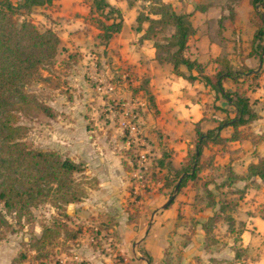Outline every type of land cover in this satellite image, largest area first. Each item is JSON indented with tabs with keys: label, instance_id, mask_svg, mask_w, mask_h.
Returning <instances> with one entry per match:
<instances>
[{
	"label": "crops",
	"instance_id": "0c3cea01",
	"mask_svg": "<svg viewBox=\"0 0 264 264\" xmlns=\"http://www.w3.org/2000/svg\"><path fill=\"white\" fill-rule=\"evenodd\" d=\"M161 1L170 4L176 13L189 14L194 32L188 37L186 48L178 58L194 60L202 70H188L182 64L178 69L184 75L194 77L193 80L174 74L170 62L156 59L152 39L142 38L147 26L145 23L140 31L135 29L139 1L106 0L108 5L119 11L121 26L117 33L101 44L96 24L99 16L89 14V0H52L50 4L33 8L30 18L35 24L56 33L60 49L75 53V69L69 76L72 77V86L73 80H78L80 85L77 86L87 89L81 79L85 72L97 79L111 70L116 72L123 68L131 70L137 78L147 79L154 122L151 129L159 141L165 142L170 152L169 165L174 170L180 168L186 160L187 151L193 149L195 128L204 133L214 129L226 115H234L233 107L213 87L216 81L214 73L218 69L214 59L225 56L233 69H249L244 77L238 78L237 84L226 78L221 80V86L228 91L245 89L256 117L238 127L242 139L203 145L199 162L203 164L200 174L219 169L217 176L213 174L212 182L235 181L232 185L244 191L237 208L243 210L242 216L239 215L243 223L241 236L245 241L247 233L252 241H257L264 237V185L258 176L248 175L246 168L257 159L264 158V52L261 54L263 60L259 61L256 54L259 49L251 42L255 30L249 15L252 8L248 0ZM33 14H36V20L32 18ZM111 17L109 15L107 22L112 20ZM171 32L172 28L167 26L163 34L168 36ZM260 45H264V38ZM254 73L257 76L250 78L249 74ZM107 85L106 93L110 98L119 93L120 96L128 94L124 87L115 91L113 85L116 84ZM76 99L73 98L74 102L80 100ZM231 132L232 128L226 126L219 129L218 135L227 138ZM97 165L100 173L94 177L96 189L87 194L85 202L68 204L66 214L70 212L68 215L72 219L97 216L104 220L111 216L116 222L114 232L117 236L128 234L129 238H133L132 229L125 223V213L120 209L126 197L124 171H128L116 162ZM234 176L238 178L233 179ZM187 188L188 185L181 187L165 208L160 207L161 210L153 214L144 239V250L151 259L150 264L171 263L175 254L178 255L177 264H197L195 257L201 253L204 234L200 219L204 213L198 211L196 214L189 209L192 201L187 198ZM190 215L194 218V228L187 226ZM189 228L193 231H188ZM258 253L256 264H264V241L258 244ZM132 256L124 261L128 264H147L143 258Z\"/></svg>",
	"mask_w": 264,
	"mask_h": 264
},
{
	"label": "rangeland",
	"instance_id": "374dc122",
	"mask_svg": "<svg viewBox=\"0 0 264 264\" xmlns=\"http://www.w3.org/2000/svg\"><path fill=\"white\" fill-rule=\"evenodd\" d=\"M142 10L138 9L139 12ZM32 18L36 20V14ZM163 33H159L157 38ZM74 54L59 47L51 74L40 71L42 76L48 75V80H34L25 86L36 102L44 104L48 110L32 108L25 113H16V122L24 127L23 140L33 149L56 151L61 157H69L83 166L86 180L83 179L82 183L87 192L78 202H85L87 194L96 189L94 177L100 173L97 163H121L128 172L124 171L126 197L120 209L125 213V223L132 229L133 238L128 234L117 236L114 232L116 222L111 216L104 220L97 216L72 219L68 215L70 212L66 214V207L73 203H68L64 208L68 217L65 224L71 231H78L76 237L69 240L63 236L68 233L60 231L59 238L46 245L48 256L35 259L36 251L29 249L33 238L40 236L42 226H49L60 219L58 209L42 202L30 209V222L23 217L17 221L11 215L3 214L4 221L0 222V264L10 263L18 252L25 254L22 264H128L124 259L132 255L150 264L151 259L144 250L148 225L153 214L161 210L162 203L173 192L176 178L156 164L162 151L169 150L151 129L153 111L142 87L144 80L123 68L103 74L102 79L85 72L81 79L88 90L78 87V80H73L72 86V77L69 76L75 69ZM108 83L121 86L113 85L115 91L124 87L128 94L120 96L119 93L110 98L106 93ZM75 97L80 100L74 102ZM200 172L183 184L189 186L186 189L189 191L187 198L192 201L189 209L196 214L198 211L204 213L200 224L206 222L211 229L209 237L202 236V250L195 257L196 263L256 264L258 244L264 241V237L252 241L246 233L244 241L241 236L243 223L239 215L242 216L243 210L237 208L244 191L232 185L235 181L212 182L213 174L217 176L219 173L218 168L207 174ZM211 214H215V218L208 222L207 217ZM228 216L232 219L229 226L226 222ZM189 219L190 223L186 225L194 228V218L190 215ZM176 220H180V216ZM190 228L188 231L192 232ZM175 256L171 257V263L164 261L162 264H177L178 255Z\"/></svg>",
	"mask_w": 264,
	"mask_h": 264
},
{
	"label": "trees",
	"instance_id": "16d2710c",
	"mask_svg": "<svg viewBox=\"0 0 264 264\" xmlns=\"http://www.w3.org/2000/svg\"><path fill=\"white\" fill-rule=\"evenodd\" d=\"M51 1L0 0V222L4 221L3 214L11 215L17 221L23 217L30 222L32 218L30 209L42 202L58 209L57 214L60 216V219H56L49 226H42L40 236L33 238L29 249L36 251L33 256L35 259H45L48 256L46 245L55 242L59 238L60 231L63 234L67 232L68 234L63 236H67L69 240L76 237L78 231H71L65 224L68 217L64 213V208L68 203L81 200L87 192L82 183L86 180V176L80 163L69 157H61L53 150L33 149L23 140L24 127L16 122V113H25L32 108L48 110L44 104L36 102L35 97L25 90V86L34 80H48V75L42 76L40 71L45 70L51 74V68L55 63L60 43L58 36L52 29L41 27L30 18L33 8L50 4ZM133 1L140 2L139 10L145 9L138 11L135 29L140 31L142 23L147 22L142 38L152 39L156 59L170 62L174 74L193 80L194 77L189 74L184 75L178 69L182 64L188 70L195 69L198 72L202 70L196 61L178 58L186 48L188 37L194 32L189 14L176 13L170 4L161 0H130ZM262 2L263 0H248L252 8L249 13L250 22L255 27L251 42L259 49L256 52L259 61H262L264 56V53L261 56L264 45H260L264 38ZM228 8L231 9L230 6ZM93 13L99 16L96 24L100 32L97 36L102 43H105L120 30V13L108 5L106 0H89V14ZM109 15L112 16V20L107 22ZM167 26L172 28V32L168 36L161 35L157 38ZM214 60L218 69L214 73L216 81L213 87L233 107L234 115L231 117L226 115L217 122L214 129L204 133L195 128L193 149L187 151L186 160L179 169L174 170L170 167L169 152L162 151L156 164L174 175L175 184L180 178L178 192L183 184L193 179L202 168L203 164L199 163V153L203 145L242 139L238 127L256 117L245 89L228 91L221 86V80L226 78L237 84L238 78L244 77L250 70L245 67L233 69L225 56ZM256 76L257 73L249 74L253 79ZM143 80V90L151 101L152 98L147 90V79ZM226 126H230L232 132L229 137L222 138L218 135V131ZM165 157L168 159L165 160ZM133 165L135 166V163ZM246 170L248 175L258 176L264 185V158L250 163ZM236 178L238 177H233ZM2 210L5 213H2ZM214 218L215 214H211L207 217V221H213ZM226 222L228 226L232 223L230 216L226 218ZM202 229L204 237H209L211 234L209 224L203 223ZM24 258L25 254L18 252L17 257L8 264H22Z\"/></svg>",
	"mask_w": 264,
	"mask_h": 264
},
{
	"label": "water",
	"instance_id": "95a60500",
	"mask_svg": "<svg viewBox=\"0 0 264 264\" xmlns=\"http://www.w3.org/2000/svg\"><path fill=\"white\" fill-rule=\"evenodd\" d=\"M261 4H264V0ZM259 66L257 67L256 70H258ZM255 70V71H256ZM179 181H180V178L177 180L174 188H173V192L171 193V195L168 197V199L161 205V208H165L171 201L172 199L174 198L175 196V193L177 192V188H178V185H179Z\"/></svg>",
	"mask_w": 264,
	"mask_h": 264
}]
</instances>
